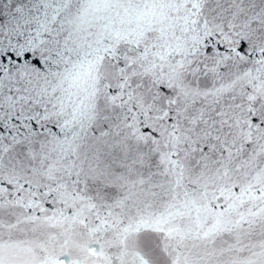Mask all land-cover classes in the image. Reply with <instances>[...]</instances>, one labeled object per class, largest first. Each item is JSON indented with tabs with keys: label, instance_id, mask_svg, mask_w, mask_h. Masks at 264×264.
<instances>
[{
	"label": "water",
	"instance_id": "obj_1",
	"mask_svg": "<svg viewBox=\"0 0 264 264\" xmlns=\"http://www.w3.org/2000/svg\"><path fill=\"white\" fill-rule=\"evenodd\" d=\"M0 264H264V0H0Z\"/></svg>",
	"mask_w": 264,
	"mask_h": 264
}]
</instances>
